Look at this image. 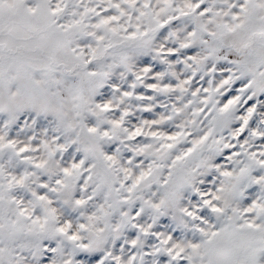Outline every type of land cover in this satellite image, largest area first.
Returning <instances> with one entry per match:
<instances>
[{
  "label": "snow or ice",
  "instance_id": "snow-or-ice-1",
  "mask_svg": "<svg viewBox=\"0 0 264 264\" xmlns=\"http://www.w3.org/2000/svg\"><path fill=\"white\" fill-rule=\"evenodd\" d=\"M0 264H264V0H0Z\"/></svg>",
  "mask_w": 264,
  "mask_h": 264
}]
</instances>
